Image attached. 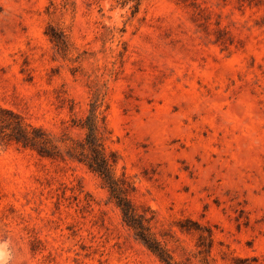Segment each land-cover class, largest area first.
<instances>
[{"label":"rangeland","instance_id":"rangeland-1","mask_svg":"<svg viewBox=\"0 0 264 264\" xmlns=\"http://www.w3.org/2000/svg\"><path fill=\"white\" fill-rule=\"evenodd\" d=\"M91 107L168 255L264 264V0H0L8 264H164L71 155ZM16 119L58 156L13 140Z\"/></svg>","mask_w":264,"mask_h":264},{"label":"trees","instance_id":"trees-1","mask_svg":"<svg viewBox=\"0 0 264 264\" xmlns=\"http://www.w3.org/2000/svg\"><path fill=\"white\" fill-rule=\"evenodd\" d=\"M135 7L137 8V6ZM94 110L95 107H91L89 113L81 122L82 126L86 129L85 136L81 143H79L80 150L76 154L71 155L85 163L100 176L110 191L111 196L115 198L116 204L120 207L124 220L135 229V234L158 255L161 262L164 264H188L186 261L174 260L165 252L160 242L146 232L143 221H150L152 217H146L145 214L142 215L136 212L133 205L127 199L122 182L114 176L112 166L116 163V157L112 152H107L103 146ZM15 128L16 131L10 134L11 138L21 143L22 146L32 147L43 156H58V149H56V146L51 143L40 128L30 127L28 129V125H24L20 119L15 120Z\"/></svg>","mask_w":264,"mask_h":264},{"label":"clouds","instance_id":"clouds-1","mask_svg":"<svg viewBox=\"0 0 264 264\" xmlns=\"http://www.w3.org/2000/svg\"><path fill=\"white\" fill-rule=\"evenodd\" d=\"M10 252L6 243L0 244V264H8Z\"/></svg>","mask_w":264,"mask_h":264}]
</instances>
